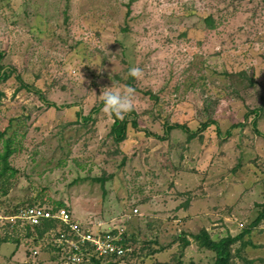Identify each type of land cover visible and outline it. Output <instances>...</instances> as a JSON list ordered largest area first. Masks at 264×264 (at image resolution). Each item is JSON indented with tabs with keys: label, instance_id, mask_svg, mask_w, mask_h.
Instances as JSON below:
<instances>
[{
	"label": "rangeland",
	"instance_id": "1",
	"mask_svg": "<svg viewBox=\"0 0 264 264\" xmlns=\"http://www.w3.org/2000/svg\"><path fill=\"white\" fill-rule=\"evenodd\" d=\"M0 51L12 69L0 83V156L10 139L15 170L0 196L4 210L61 203L81 223L118 225L129 240L120 264H211L213 253L190 234L235 236L257 216L264 139L252 115L231 127L260 109L264 134V0H0ZM133 66L142 78L128 75ZM108 87L135 90L125 116L138 129L128 125L118 145L104 106L86 125L78 119ZM208 121L218 131L154 137L166 124L194 131ZM3 232L0 264H54L41 243ZM183 236L190 245L180 258ZM248 239L254 246L239 254L233 246L229 264H264V223Z\"/></svg>",
	"mask_w": 264,
	"mask_h": 264
},
{
	"label": "trees",
	"instance_id": "2",
	"mask_svg": "<svg viewBox=\"0 0 264 264\" xmlns=\"http://www.w3.org/2000/svg\"><path fill=\"white\" fill-rule=\"evenodd\" d=\"M129 15H130V9H129V5H128L127 10H126V17H128ZM204 22L209 27L214 26V21L209 16L204 19ZM2 58H3V53L0 51V83L5 82L10 77V75H12V69L6 68L4 65L1 64ZM16 78H19L18 75H16ZM27 89H29L32 92H34L35 94H37L38 97L43 101V103L45 105H47L49 107L55 106V104H51V103L44 100V97H43V94L41 93V91L34 90L32 88H29V87H27ZM2 97H3V92L0 90V102H1ZM103 106L104 105H103V101H102L100 103V105L97 107H94L89 112V114L87 116L83 117L79 114V116H78L79 122H81L83 125H86L89 121H91L93 114L98 113L99 109ZM250 115L253 116V118L251 119V123H250L251 129L253 130V132L256 135H258L264 139V134H261L260 132H258L257 127H256L257 119L261 115L260 109L254 110L253 112H248L247 114H245L239 123L232 125L231 130L234 128L243 127L246 124V122L249 120ZM131 117L132 118H129V116H125L123 119H119V118H116L115 116L112 115L113 122H112L109 133H110V137L112 138V141L116 145L122 143L126 139L128 125H130L134 129H138V124L136 122L135 116L133 114H131ZM211 125H214L216 131H218L217 123L214 121H208V122L202 123L194 131H190L186 127L181 126L179 124H166L164 127L163 136H154V137H157L158 139L164 140L168 137L169 133L172 130L181 129L184 132H186L187 141H190L191 139L195 138L199 133H201V131L207 129ZM231 130H227V132L225 134L226 137L230 136ZM5 134H6L5 131L0 132V139H2L5 136ZM10 145H11L10 139H5L4 140V152L0 156V162H1L0 196L6 195L8 193V190H9V183H8L7 178H6L7 173L10 172L9 176H13L15 173V170L8 163L9 157L14 152V150L11 148ZM97 181L99 182L101 180L97 179ZM37 205L38 206H44L47 208H52V209L60 208L62 206L61 203H58V205H56V206H49V205H45L42 203L28 204L26 206H37ZM20 207H21V205H16L15 208L13 210H11V212L17 210ZM261 223H264V204L262 206H260V210H259V212H257V216L246 226V228L241 230V232L235 236L226 235V236H224L218 240H214L209 236L207 231H205L204 229L200 230L196 234H190V236L193 239V241L198 244L199 247H201L205 250L211 251L213 253V258H212L211 264H229L231 258H233V255H234V254H232L233 246L238 244V250H236L237 254H239L243 250H245V248L247 246H252L253 244L251 243V241L249 239L245 240V237H248L251 234V232ZM59 228L62 229L63 227L59 226L53 220H45L40 225H37L34 227L26 226L23 229H18L16 227H14L13 229H9L8 227H6V228H0V230L4 231L3 232V234L5 235L3 237L4 239L8 238L7 232H12V233H20V234L22 233L24 235V237L28 238V240H30L31 242H41V240H43V237L46 235V233L50 229L57 230ZM124 244L126 246H129V240L126 237L124 240ZM179 245H180V248L178 250V257L181 258V256L184 253L185 248L190 245V242L185 236H183L182 238H180ZM43 248H46L50 252L53 250V248L49 245L43 244ZM131 254H133V252H131L129 255H131ZM29 255H30V253H29ZM126 256L124 258H126ZM55 259H56V256H53L52 260H55ZM179 261H180V259L178 258L177 264H180ZM92 263L93 264H99V262H97V261H93ZM119 263L120 262H116V263H112V264H119ZM247 263L251 264L252 261L250 260ZM155 264H173V263L155 262Z\"/></svg>",
	"mask_w": 264,
	"mask_h": 264
},
{
	"label": "built area",
	"instance_id": "3",
	"mask_svg": "<svg viewBox=\"0 0 264 264\" xmlns=\"http://www.w3.org/2000/svg\"><path fill=\"white\" fill-rule=\"evenodd\" d=\"M138 214V209L132 210ZM45 220H53L62 229H50L41 240V245H49L56 259L54 264H112L121 262L128 254L129 246L124 244V229L110 224L87 221L81 223L65 208H47L44 206H25L8 212L0 206V228L23 229L34 227ZM31 258H36L37 250H30ZM120 264V263H119Z\"/></svg>",
	"mask_w": 264,
	"mask_h": 264
},
{
	"label": "clouds",
	"instance_id": "4",
	"mask_svg": "<svg viewBox=\"0 0 264 264\" xmlns=\"http://www.w3.org/2000/svg\"><path fill=\"white\" fill-rule=\"evenodd\" d=\"M128 75L140 79L143 76V70L138 66H133L129 69ZM134 93L135 90L131 87H127L123 92L112 91L108 87L99 95L103 101L104 112L123 119L134 108Z\"/></svg>",
	"mask_w": 264,
	"mask_h": 264
}]
</instances>
